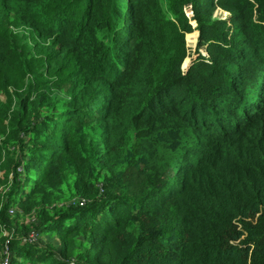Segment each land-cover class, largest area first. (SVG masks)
I'll return each mask as SVG.
<instances>
[{
	"label": "trees",
	"instance_id": "1",
	"mask_svg": "<svg viewBox=\"0 0 264 264\" xmlns=\"http://www.w3.org/2000/svg\"><path fill=\"white\" fill-rule=\"evenodd\" d=\"M0 172V261L264 264V0H0Z\"/></svg>",
	"mask_w": 264,
	"mask_h": 264
},
{
	"label": "rangeland",
	"instance_id": "2",
	"mask_svg": "<svg viewBox=\"0 0 264 264\" xmlns=\"http://www.w3.org/2000/svg\"><path fill=\"white\" fill-rule=\"evenodd\" d=\"M189 5H191V4H188V5H186V6H189ZM219 15H220V12H219ZM225 15V14H224ZM195 32L196 31H194V32H191V33H187L186 34V36H185V41H186V52L189 54V56L187 57V58H189L190 59V61H189V64L192 62V60H193V58H195L196 57V45H197V43H198V37H199V33H198V35H196V36H194L195 35ZM189 66V65H188ZM185 70L187 69V67L186 68H184ZM63 69H60L59 71H62ZM66 77V74L61 78V80H63V78H65ZM55 79H58V78H60V75L58 74L57 76H55L54 77ZM61 80L58 82V83H52L51 84V93L53 92V91H55L58 87H59V85H62V87H64V88H67V87H69L70 86V84H71V82L70 81H64V82H62L61 83ZM3 176H4V172H0V177H2L3 178ZM51 239V238H50ZM49 239V240H50ZM59 239L56 237V238H52L51 239V241H55V242H57ZM45 242V241H44Z\"/></svg>",
	"mask_w": 264,
	"mask_h": 264
},
{
	"label": "built area",
	"instance_id": "3",
	"mask_svg": "<svg viewBox=\"0 0 264 264\" xmlns=\"http://www.w3.org/2000/svg\"><path fill=\"white\" fill-rule=\"evenodd\" d=\"M3 235L7 237L8 233L5 232ZM30 240L38 241V236L31 235ZM0 264H12V250H11V246L9 244L8 239L3 245L2 258H1Z\"/></svg>",
	"mask_w": 264,
	"mask_h": 264
},
{
	"label": "water",
	"instance_id": "4",
	"mask_svg": "<svg viewBox=\"0 0 264 264\" xmlns=\"http://www.w3.org/2000/svg\"><path fill=\"white\" fill-rule=\"evenodd\" d=\"M183 67L186 68L187 66H185V64H183Z\"/></svg>",
	"mask_w": 264,
	"mask_h": 264
},
{
	"label": "clouds",
	"instance_id": "5",
	"mask_svg": "<svg viewBox=\"0 0 264 264\" xmlns=\"http://www.w3.org/2000/svg\"><path fill=\"white\" fill-rule=\"evenodd\" d=\"M198 33H199V31H198ZM185 63V62H184ZM187 68H188V66H187Z\"/></svg>",
	"mask_w": 264,
	"mask_h": 264
}]
</instances>
